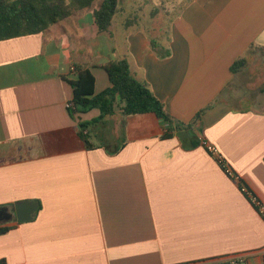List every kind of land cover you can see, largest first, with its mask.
<instances>
[{
  "label": "crops",
  "instance_id": "obj_1",
  "mask_svg": "<svg viewBox=\"0 0 264 264\" xmlns=\"http://www.w3.org/2000/svg\"><path fill=\"white\" fill-rule=\"evenodd\" d=\"M118 2L108 32L97 31L94 4L0 41V208L37 205L29 221L0 222V260L224 264L243 254L264 264V220L201 145L264 207V0H186L157 41L156 6ZM121 59L164 104L172 136L161 138L168 124L153 113L117 108L83 131L88 148L79 124L100 111L70 114L71 69L87 68L97 95L110 87L105 65Z\"/></svg>",
  "mask_w": 264,
  "mask_h": 264
},
{
  "label": "trees",
  "instance_id": "obj_2",
  "mask_svg": "<svg viewBox=\"0 0 264 264\" xmlns=\"http://www.w3.org/2000/svg\"><path fill=\"white\" fill-rule=\"evenodd\" d=\"M118 1L0 0V41L40 33L77 12L92 8L95 3L98 5L95 4L97 7L92 11V19L97 31L99 33L108 32L118 10ZM245 65V58H240L232 64L230 70L232 74H235ZM75 70L76 79L69 81L72 87L71 107L68 108L70 114L85 113L94 108L100 111L97 119L79 124L80 135L86 147L90 148L91 145L87 140V133L84 134L83 131L89 130L91 126L94 127L105 117L112 116L117 108L124 116L153 113L168 124L167 132L161 138L166 139L172 136L173 118L165 111L164 104L153 95L150 89L134 78L126 59L112 61L105 65L110 87L97 95H94L92 73L80 66H77ZM203 111L196 114V120L200 118ZM236 182L240 188L244 186L239 180ZM8 230L9 227L0 226V234ZM0 264H6V262L0 260Z\"/></svg>",
  "mask_w": 264,
  "mask_h": 264
},
{
  "label": "rangeland",
  "instance_id": "obj_3",
  "mask_svg": "<svg viewBox=\"0 0 264 264\" xmlns=\"http://www.w3.org/2000/svg\"><path fill=\"white\" fill-rule=\"evenodd\" d=\"M186 0H175L174 3H172L171 1H169L168 3L165 2L163 4V2H161L160 0H150V3L147 4L146 9H150L153 8L154 6H156V10L158 12H160V14L156 15L155 18H153V22H154V28H149V34L152 38L156 37V41L159 40L161 31H167L168 30V20L171 16H173L174 14H177L181 8L185 5L184 2ZM97 4V3H95ZM166 9L169 13V16H167L166 11L164 10ZM169 17V18H168ZM242 106H249V103H241Z\"/></svg>",
  "mask_w": 264,
  "mask_h": 264
},
{
  "label": "built area",
  "instance_id": "obj_4",
  "mask_svg": "<svg viewBox=\"0 0 264 264\" xmlns=\"http://www.w3.org/2000/svg\"><path fill=\"white\" fill-rule=\"evenodd\" d=\"M71 72L76 75V70L74 68L71 69ZM67 107H71V103L67 104ZM201 145L206 148V150L210 153L216 156V160L219 165H221L222 169L224 172L230 176L231 178L235 179L238 181L237 177L233 173V171L228 167V165L222 160V158L217 154V151L215 147L211 146L208 144L206 141L202 140ZM242 191L248 196L252 204L256 207L258 210L259 214L261 215L262 219L264 220V207L260 204L258 199L245 187H241ZM264 257V256H263ZM224 264H246V258L245 255H233L224 260Z\"/></svg>",
  "mask_w": 264,
  "mask_h": 264
},
{
  "label": "water",
  "instance_id": "obj_5",
  "mask_svg": "<svg viewBox=\"0 0 264 264\" xmlns=\"http://www.w3.org/2000/svg\"><path fill=\"white\" fill-rule=\"evenodd\" d=\"M37 205L31 202H19L12 209L0 208V222L16 219L19 222H25L32 219L36 212Z\"/></svg>",
  "mask_w": 264,
  "mask_h": 264
}]
</instances>
